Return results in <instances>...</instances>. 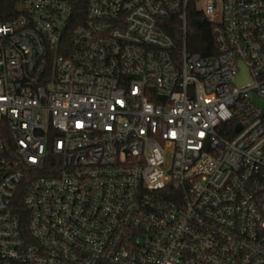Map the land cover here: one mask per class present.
<instances>
[{
	"label": "built area",
	"instance_id": "1",
	"mask_svg": "<svg viewBox=\"0 0 264 264\" xmlns=\"http://www.w3.org/2000/svg\"><path fill=\"white\" fill-rule=\"evenodd\" d=\"M5 1L0 264H264V0Z\"/></svg>",
	"mask_w": 264,
	"mask_h": 264
},
{
	"label": "trees",
	"instance_id": "2",
	"mask_svg": "<svg viewBox=\"0 0 264 264\" xmlns=\"http://www.w3.org/2000/svg\"><path fill=\"white\" fill-rule=\"evenodd\" d=\"M5 7L11 6V0H6ZM185 30H182V19L179 14L168 15L161 20V26L164 32L169 35L173 41V52L177 53L184 46L189 53H196L202 57H208L215 54V41L213 36V24L197 8L194 0L187 3L185 10ZM68 33V32H67ZM63 43L69 40V34ZM62 42L60 49L62 48ZM55 53L53 50L47 52L45 56V69H52V62Z\"/></svg>",
	"mask_w": 264,
	"mask_h": 264
},
{
	"label": "water",
	"instance_id": "3",
	"mask_svg": "<svg viewBox=\"0 0 264 264\" xmlns=\"http://www.w3.org/2000/svg\"><path fill=\"white\" fill-rule=\"evenodd\" d=\"M246 70H245V68H243L242 67V72H245ZM237 79L239 80V81H241V80H243V79H245L243 76H239V77H237Z\"/></svg>",
	"mask_w": 264,
	"mask_h": 264
}]
</instances>
